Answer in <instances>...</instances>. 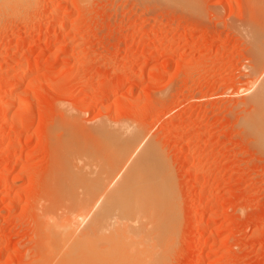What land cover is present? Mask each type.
<instances>
[{
	"label": "rangeland",
	"instance_id": "obj_1",
	"mask_svg": "<svg viewBox=\"0 0 264 264\" xmlns=\"http://www.w3.org/2000/svg\"><path fill=\"white\" fill-rule=\"evenodd\" d=\"M12 4H0V264H37L54 146L98 125L136 134L132 155L167 167L180 228L167 264H264V145L246 123L264 0ZM110 138L72 157L80 192L99 176L95 197L81 193L90 217L113 212L111 173L97 174Z\"/></svg>",
	"mask_w": 264,
	"mask_h": 264
},
{
	"label": "bare ground",
	"instance_id": "obj_2",
	"mask_svg": "<svg viewBox=\"0 0 264 264\" xmlns=\"http://www.w3.org/2000/svg\"><path fill=\"white\" fill-rule=\"evenodd\" d=\"M25 1L0 0V4L21 5ZM260 6L258 3L255 7ZM0 7L3 10L4 7ZM263 11L262 7L252 19L253 24L256 23L253 30L254 52L257 58L262 59V63L264 17L261 20L256 19ZM262 74V67L253 71V76L257 77L249 87L253 112L246 122L260 146L264 145V77H260ZM98 126L101 127H88L79 131L72 130V126L67 136L65 135L66 139L63 138V142L54 146L59 158L51 179L50 206L45 213L42 212L44 218L39 225V235L43 237L44 244L43 247L40 245L37 264H167V251H172V247L176 245L175 239L180 229L176 201L167 195L170 190L167 167L157 152L152 156L148 153L145 157L135 158L132 155L131 151L136 146V134H132L129 140H120L118 136L122 135V132L119 130L114 129L118 131L115 132L105 126ZM110 137H114L116 142L113 148L114 159L105 157L102 162L97 163L100 170L97 174L102 170L111 173L114 185L108 188L103 200L107 197L113 203V212L105 216L103 206V213L90 217L83 211L84 198L81 193L84 191L80 192L76 187H84L87 176L74 169L72 157L75 153H100L103 148L100 142H105L103 139ZM98 180L99 176L92 180L90 191L86 190L83 196L97 195L98 186L95 183ZM72 199L77 201L75 209ZM109 207L110 204H107V209ZM77 219L78 221H75ZM97 243L101 246L100 250L95 251L94 245Z\"/></svg>",
	"mask_w": 264,
	"mask_h": 264
}]
</instances>
